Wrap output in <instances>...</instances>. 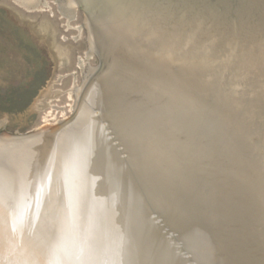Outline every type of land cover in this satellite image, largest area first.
Wrapping results in <instances>:
<instances>
[{"label":"water","instance_id":"95a60500","mask_svg":"<svg viewBox=\"0 0 264 264\" xmlns=\"http://www.w3.org/2000/svg\"><path fill=\"white\" fill-rule=\"evenodd\" d=\"M139 1L151 13L127 25L123 17L138 19L139 4L77 1L96 64L63 121L0 131V191H8L5 170L32 174L63 256L76 264H106L108 253L118 264H264V100L259 90L234 94L231 87L259 65L252 42L264 0ZM182 24L190 37L178 34ZM158 47L167 58L151 55ZM142 80L186 104L160 103ZM86 106L89 115L81 116ZM96 109L109 113L123 149ZM62 128L63 146L38 155ZM104 199L118 203L119 235L107 227ZM22 201L19 207L34 209Z\"/></svg>","mask_w":264,"mask_h":264},{"label":"rangeland","instance_id":"374dc122","mask_svg":"<svg viewBox=\"0 0 264 264\" xmlns=\"http://www.w3.org/2000/svg\"><path fill=\"white\" fill-rule=\"evenodd\" d=\"M40 1L29 9L0 0V131L27 132L51 111L46 105L68 107L66 91L80 88L96 64L80 9L73 19L62 0Z\"/></svg>","mask_w":264,"mask_h":264},{"label":"bare ground","instance_id":"6f19581e","mask_svg":"<svg viewBox=\"0 0 264 264\" xmlns=\"http://www.w3.org/2000/svg\"><path fill=\"white\" fill-rule=\"evenodd\" d=\"M20 3L24 5V7H27L29 9H35L40 7V0H15V2ZM61 1V0H60ZM78 0H62V4L65 7L66 13L68 17L74 19L72 16H76V13L79 8ZM255 1V0H254ZM250 2V1H248ZM19 4V5H20ZM130 4L132 6L138 7V4L140 5L138 8L137 13L138 19L136 18L137 14H133L131 17V12L126 13V15L123 17L125 20H123V23L127 25V23L131 24L132 20H137L138 22L144 21L146 19V16L150 15L151 10L153 8L152 5L145 4V1H142V3L139 0H130ZM146 5V7L144 6ZM151 6V7H150ZM150 7V8H148ZM131 10V8H129ZM86 23V25H85ZM84 25L89 28V23L87 21V18H85ZM260 27L255 34L254 41L252 42V46L254 47V50L256 49L254 53V57L258 59L259 65L254 64V70H246L243 73V76L241 74V79L237 76V80L234 81L232 84V92L234 94H246V95H253L256 93V91H260L262 93V101L264 100V80H261L262 77H264V21H259L256 25ZM90 32V30H89ZM181 32L182 37L185 36V38L190 37L191 30L188 27L187 24H182L180 26L178 34ZM89 49H90V56L95 55V48L92 41V36L89 33ZM174 42H178V40H174ZM151 55H160L162 57L167 58L168 49H164L163 47H158L156 49L151 50ZM93 70H89L88 75L85 76L80 88H72L68 92L66 91L65 99L69 103L67 105L68 107H48L50 104L46 105L45 111L51 110L44 115L42 118L41 125H47L50 123L56 124L58 121H63L65 118H67L69 112L72 111L74 108L75 102L77 97L80 95L82 85L86 82L89 75L91 74ZM260 77L256 82H253L254 78L257 76ZM262 74V75H261ZM107 75H102L103 79ZM100 81V79H99ZM98 81V82H99ZM144 83L141 84V87H144L147 92H157L160 96L158 98L159 102L160 99L163 97L165 98L164 101L170 100V103L172 102V98H176V102L181 104H186L188 98L185 96H178L176 94L169 95L170 91L165 90L166 93L163 91V88L160 87L158 84L150 85V81L142 80ZM73 86V85H72ZM71 86V87H72ZM52 90V89H51ZM180 92L185 93L183 90V87H179ZM256 90V91H255ZM62 94V93H61ZM64 94V95H65ZM150 94V92H149ZM168 94V95H167ZM63 96V94H62ZM168 96V98H167ZM170 96V97H169ZM58 97L60 98L61 95L58 93ZM63 97V98H64ZM177 97L181 98L180 101H178ZM49 98H51L49 96ZM167 98V99H166ZM68 99V100H67ZM60 100V99H59ZM65 101V103H66ZM161 103V102H160ZM38 104V103H37ZM60 105V104H59ZM57 106V105H56ZM181 106V105H180ZM39 108L40 105L38 104L36 108ZM43 108V107H42ZM36 109V110H38ZM84 113L81 116H88L89 113L88 107L86 106L84 108ZM86 112V113H85ZM93 116L96 118H99L102 123V128L109 134L111 141L115 146L122 145V140L120 139V136L118 135L119 129L117 126H115L114 122H111V119L109 117V113L104 112L101 109H96L93 112ZM43 115V114H42ZM80 116V117H81ZM82 121V120H80ZM81 124V122H79ZM116 127V128H115ZM66 128L60 129L59 132L53 134L50 138H48L44 142V149L42 150H36V153L41 152H47L49 149H56L58 148V145L61 143L58 142L62 136L66 133ZM63 145L60 144V147ZM120 149H123L121 146ZM26 152V151H25ZM24 153V152H23ZM28 153V152H27ZM127 156V155H124ZM20 172L15 171H7L3 173V182L4 185L8 187V191L11 190V193L6 195V193H3L0 191V264H76V261L72 258V256L65 255L63 256V253L65 251L63 250L62 246L60 245L58 237L56 236L55 231L53 230V227L56 224V219L54 215L45 216L46 213V207L44 206V202L39 203L36 199L37 192L35 190V186L38 185L40 187V184L38 181H34V177L31 174V177L26 174V177L20 176ZM75 176V177H74ZM70 176V181L73 183V186L76 189L79 188V186H76L75 184L79 183L81 178L79 176ZM81 188V187H80ZM1 189V188H0ZM99 192H102L105 195V187L102 185L99 187ZM22 198L24 199H30V203L34 204V209L28 208L27 204L25 206L19 207V205L24 204V201H22ZM117 202H114L109 199L103 200V207L105 208V217H106V223L108 220V226L111 233L113 235H119V232L121 231V223L119 224L117 222V218L115 216V206L117 205ZM115 241L118 243L117 238L113 237ZM121 245V243H120ZM124 245V244H123ZM122 246V245H121ZM110 246H105L106 250H109ZM108 258V259H107ZM106 258V264H118L117 261H113V256L110 257L109 253ZM120 264V263H119Z\"/></svg>","mask_w":264,"mask_h":264}]
</instances>
